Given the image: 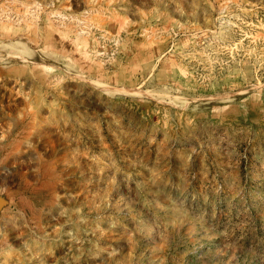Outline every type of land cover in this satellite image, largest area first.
Wrapping results in <instances>:
<instances>
[{
  "label": "rangeland",
  "instance_id": "1",
  "mask_svg": "<svg viewBox=\"0 0 264 264\" xmlns=\"http://www.w3.org/2000/svg\"><path fill=\"white\" fill-rule=\"evenodd\" d=\"M0 264H264V0H0Z\"/></svg>",
  "mask_w": 264,
  "mask_h": 264
}]
</instances>
